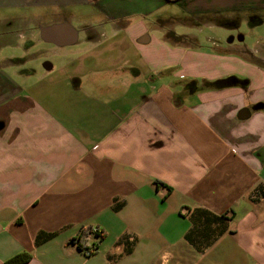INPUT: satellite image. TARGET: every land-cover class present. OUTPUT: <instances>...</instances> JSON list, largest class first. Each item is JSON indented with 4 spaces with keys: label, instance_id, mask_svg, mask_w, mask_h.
Returning a JSON list of instances; mask_svg holds the SVG:
<instances>
[{
    "label": "crops",
    "instance_id": "0c3cea01",
    "mask_svg": "<svg viewBox=\"0 0 264 264\" xmlns=\"http://www.w3.org/2000/svg\"><path fill=\"white\" fill-rule=\"evenodd\" d=\"M11 1L77 36L38 82L0 75V264H264V53L175 30L229 0Z\"/></svg>",
    "mask_w": 264,
    "mask_h": 264
},
{
    "label": "rangeland",
    "instance_id": "374dc122",
    "mask_svg": "<svg viewBox=\"0 0 264 264\" xmlns=\"http://www.w3.org/2000/svg\"><path fill=\"white\" fill-rule=\"evenodd\" d=\"M4 1L6 2L7 0H0L1 3H3ZM16 1L17 0H14V3H16ZM243 1L245 2L244 5L240 3L237 4L239 0L228 1L227 7H229L230 9H228V12H222L223 15L225 16L227 15L225 18H227L228 23L226 22L227 24L225 25L206 24L201 26H192L178 22L175 26V30L179 34H189L191 36L194 35L198 39V46L201 45L202 48L209 47L211 42L214 43V41H220V40L227 41L228 38H230V36L233 35L235 38L234 39L235 44L248 45L250 48H258L259 50H261V52L264 53V6H261L259 9H255L254 11L253 9L246 10L247 6L249 5L247 4L248 3L247 1L249 0H243ZM258 1L264 3V0H258ZM240 6H242L244 10L243 13L245 14V17L246 15L248 17L247 19H244L241 22H240L241 16H236L235 12H231V9L241 8ZM3 12L19 13V11L14 9H4L0 13V18H2L1 16ZM33 13L34 11L31 10L32 15ZM73 13H74L73 11H69L64 8V10H60V11L57 10V14L55 15L54 14L46 15L43 16L42 18L38 17V13H36V18L32 15L31 16L25 15L24 20L21 19L19 23L21 25V29H23L22 31L25 34L26 33L33 34L34 47L31 46L29 50L23 51L24 42L22 40L20 39L11 40L8 39L7 37H3L0 41V44L3 43V47L0 50V63L7 65L4 66L3 69L4 75L2 72L0 75L2 77L8 76L15 83L17 84L21 83V85L27 86L28 82L29 83L38 82L41 79V74L44 73L46 70L45 67L46 62H49L52 65L57 63L58 65L60 60L66 61L67 58L62 56L64 54L63 52L74 49V46L64 47L62 48L63 51L59 50L61 48H58L41 39L39 28L41 26H44V24H47L52 21L64 20L66 18L69 19L73 18ZM170 13L175 14V16L182 18L186 16V14L181 12L175 6H172L170 8ZM238 15H240V13H238ZM236 17H238V19H236ZM30 22L31 23L35 22V26L30 25V32H28L27 30L29 27L27 25L30 24ZM231 23L235 25L231 26ZM238 35H242L244 39L239 40ZM14 62H18V63L12 65ZM26 72H30L31 75H28ZM22 82H27V83L24 84ZM55 92H56L55 93L56 98H59L61 94L63 101L70 100L69 97L70 92L67 91L66 89H60L58 87Z\"/></svg>",
    "mask_w": 264,
    "mask_h": 264
},
{
    "label": "flooded vegetation",
    "instance_id": "af4514ba",
    "mask_svg": "<svg viewBox=\"0 0 264 264\" xmlns=\"http://www.w3.org/2000/svg\"><path fill=\"white\" fill-rule=\"evenodd\" d=\"M261 6H263L262 3H259V4L255 5L254 8H252V9L254 11L255 9H259ZM4 9H14V10L19 11V13L18 12L17 13H9V12H3L2 13V16H1L2 18H0V41L3 37H7L8 39H11V40H13V39L19 40L20 39V40L24 41V45H23L24 49H29L31 46L34 45L33 34L32 33H26L25 34L22 31L23 29H21V25H20L19 21L21 19L24 20L25 15L31 16L32 15L31 14L32 9L28 8V7H26L25 9H20V8L17 9L16 7L3 6L2 3L0 2V13ZM237 10L238 11L235 12L236 13L235 15L240 16V15H238V13H242V10H241V8H238ZM22 13H24V14H22ZM236 19H238V17H236ZM30 25L35 26V22H32V23L30 22V24L27 25L29 27L27 30L28 32H30ZM232 25H235V24L231 23V26ZM241 36L242 35H238V37H241ZM234 39L235 38L233 35H231L229 38V40L232 43L235 42ZM8 43H9V41H8ZM2 47H3V43L0 44V50L2 49ZM260 61L264 63V60L261 59Z\"/></svg>",
    "mask_w": 264,
    "mask_h": 264
},
{
    "label": "water",
    "instance_id": "95a60500",
    "mask_svg": "<svg viewBox=\"0 0 264 264\" xmlns=\"http://www.w3.org/2000/svg\"><path fill=\"white\" fill-rule=\"evenodd\" d=\"M40 37L43 41L45 42H50L58 46H65V45H72L75 43V38L77 36V30L68 24L67 22L65 23H53L50 25H44L41 26L40 28ZM68 30L70 32V35L72 36V39L69 41H63L60 39V32L61 31ZM244 37L241 36L239 37V40H243ZM46 69H51L52 64L49 62L45 63ZM256 109H263L264 108V102L258 103L255 107ZM242 112H246V115H243L242 119H246L249 117L251 114L249 109H244Z\"/></svg>",
    "mask_w": 264,
    "mask_h": 264
},
{
    "label": "trees",
    "instance_id": "16d2710c",
    "mask_svg": "<svg viewBox=\"0 0 264 264\" xmlns=\"http://www.w3.org/2000/svg\"><path fill=\"white\" fill-rule=\"evenodd\" d=\"M169 3H175V2H179L180 0H165ZM240 80L237 79L236 77L234 76H231V77H228L226 79H223L221 81H219L218 83H237L239 82ZM245 82V81H243ZM90 229H83L82 230V233H85L86 231L88 232ZM99 236H100V239L98 240L97 243H94V244H91V245H83V243L81 242L82 241V237L80 236L79 238H73L70 243L72 244H76L78 249L81 250V251H86V250H89L90 248H92L94 251L97 250V247H98V243L104 238V234L101 230H99ZM31 259V254L30 253H20L18 255H15L14 257H12L11 259L7 260L5 262V264H25L27 262H29V260Z\"/></svg>",
    "mask_w": 264,
    "mask_h": 264
},
{
    "label": "built area",
    "instance_id": "2783aa9c",
    "mask_svg": "<svg viewBox=\"0 0 264 264\" xmlns=\"http://www.w3.org/2000/svg\"><path fill=\"white\" fill-rule=\"evenodd\" d=\"M87 229H90L88 232L91 234V235H93V237H95L97 240H99L100 239V234H99V228H95V227H92V228H87ZM95 251L92 249V248H90L89 250H86L85 251V254L87 255V256H90V255H92L93 253H94Z\"/></svg>",
    "mask_w": 264,
    "mask_h": 264
}]
</instances>
